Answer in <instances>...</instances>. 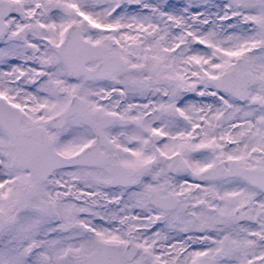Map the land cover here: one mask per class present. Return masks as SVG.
<instances>
[{
    "label": "snow or ice",
    "instance_id": "obj_1",
    "mask_svg": "<svg viewBox=\"0 0 264 264\" xmlns=\"http://www.w3.org/2000/svg\"><path fill=\"white\" fill-rule=\"evenodd\" d=\"M0 264H264V0H0Z\"/></svg>",
    "mask_w": 264,
    "mask_h": 264
}]
</instances>
